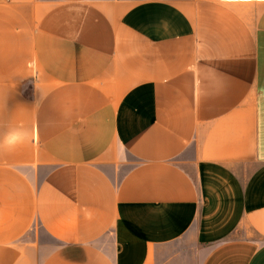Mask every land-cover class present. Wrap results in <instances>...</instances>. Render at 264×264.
Returning a JSON list of instances; mask_svg holds the SVG:
<instances>
[{
  "label": "crops",
  "instance_id": "obj_1",
  "mask_svg": "<svg viewBox=\"0 0 264 264\" xmlns=\"http://www.w3.org/2000/svg\"><path fill=\"white\" fill-rule=\"evenodd\" d=\"M0 264H264V0H0Z\"/></svg>",
  "mask_w": 264,
  "mask_h": 264
}]
</instances>
